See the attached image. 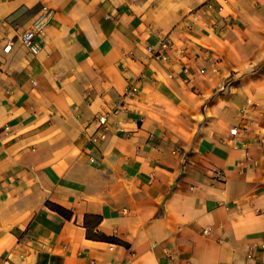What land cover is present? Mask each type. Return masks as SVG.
I'll return each mask as SVG.
<instances>
[{
	"label": "crops",
	"instance_id": "1",
	"mask_svg": "<svg viewBox=\"0 0 264 264\" xmlns=\"http://www.w3.org/2000/svg\"><path fill=\"white\" fill-rule=\"evenodd\" d=\"M0 264H264V0H0Z\"/></svg>",
	"mask_w": 264,
	"mask_h": 264
},
{
	"label": "built area",
	"instance_id": "2",
	"mask_svg": "<svg viewBox=\"0 0 264 264\" xmlns=\"http://www.w3.org/2000/svg\"><path fill=\"white\" fill-rule=\"evenodd\" d=\"M223 2H226L227 0H222ZM215 6L213 3L209 2L207 3L204 7L200 8L199 10H201V12L204 15H208L209 12L214 9ZM218 9L220 11H222L224 8V4H220ZM52 14V11H47L44 14H42L33 24V27L30 28L29 30H27L26 32H24V34H22L23 36L22 41L25 43H28L31 45V49L35 52L40 50V45L38 43H34V40L37 36V33L39 31H42V29L45 27V25L48 23V21L50 20V16ZM231 19V16L228 15L227 16V20L229 21ZM12 48V43H10L9 45H7L5 47L6 51H10V49ZM148 51L153 53L154 56L157 57H162L165 59H170V55H169V50H173L174 49V45L171 42L170 39L165 38L163 39L160 48L156 49L152 46H148L147 47ZM207 57L211 58L212 62H213V68L215 71L219 72L220 71V66H219V62L221 59H219L218 57H216L215 55H212L211 52L207 51L206 52ZM184 71L187 73L189 70L188 68H185ZM138 87L136 85H131L128 87L127 89V94H134L137 93ZM250 102H252L251 100H249ZM119 111V109H116L114 111V113H117ZM111 113H104L99 117V122L101 125V133L99 134L100 138H103L105 136V130L108 128V123H109V117H110ZM240 129L238 126L234 127L233 129H231V135H232V142L236 143L237 139L240 135ZM245 131H248L247 127H244ZM92 161H94L93 157L91 158ZM222 171L217 170L216 171V175L218 178H220L222 176ZM210 230H205V233H209Z\"/></svg>",
	"mask_w": 264,
	"mask_h": 264
},
{
	"label": "trees",
	"instance_id": "3",
	"mask_svg": "<svg viewBox=\"0 0 264 264\" xmlns=\"http://www.w3.org/2000/svg\"><path fill=\"white\" fill-rule=\"evenodd\" d=\"M89 219H92L96 224H99L100 222H101V220H102V216H100V215H89V216H87ZM87 218V221H86V224H87V226H89V235L90 236H92V237H94V238H101V237H104V238H106V239H111V237H108V236H102L101 234H99V233H97V232H95V233H93L92 231H91V222H90V220Z\"/></svg>",
	"mask_w": 264,
	"mask_h": 264
}]
</instances>
